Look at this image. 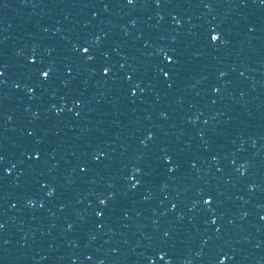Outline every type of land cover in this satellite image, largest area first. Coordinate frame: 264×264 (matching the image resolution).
<instances>
[{
	"label": "water",
	"instance_id": "1",
	"mask_svg": "<svg viewBox=\"0 0 264 264\" xmlns=\"http://www.w3.org/2000/svg\"><path fill=\"white\" fill-rule=\"evenodd\" d=\"M0 264H264V0H0Z\"/></svg>",
	"mask_w": 264,
	"mask_h": 264
},
{
	"label": "snow or ice",
	"instance_id": "2",
	"mask_svg": "<svg viewBox=\"0 0 264 264\" xmlns=\"http://www.w3.org/2000/svg\"><path fill=\"white\" fill-rule=\"evenodd\" d=\"M46 75V74H45Z\"/></svg>",
	"mask_w": 264,
	"mask_h": 264
}]
</instances>
